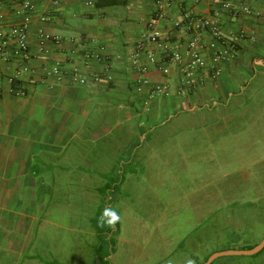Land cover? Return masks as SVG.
Returning <instances> with one entry per match:
<instances>
[{
    "label": "rangeland",
    "instance_id": "1",
    "mask_svg": "<svg viewBox=\"0 0 264 264\" xmlns=\"http://www.w3.org/2000/svg\"><path fill=\"white\" fill-rule=\"evenodd\" d=\"M150 114L97 135L80 131L60 106L38 120L55 121L63 156L54 180L37 191L42 213L22 264H94L98 257L108 264H204L264 240V75L216 105H185L141 124ZM33 131L34 138L43 133ZM121 134L127 138L118 142ZM19 152L0 151V170L3 162L12 168ZM35 164L42 166L38 158ZM17 187L13 200L0 203L14 221L25 210ZM108 205L122 216L114 230L97 223ZM212 264H264V250Z\"/></svg>",
    "mask_w": 264,
    "mask_h": 264
},
{
    "label": "crops",
    "instance_id": "2",
    "mask_svg": "<svg viewBox=\"0 0 264 264\" xmlns=\"http://www.w3.org/2000/svg\"><path fill=\"white\" fill-rule=\"evenodd\" d=\"M31 1L34 4L31 30L34 55L38 53L39 30L65 38L81 39L84 50L103 49V55L113 66L115 83L81 87L46 79L43 75L45 67L55 58H62V55L54 54L48 58L38 56L31 63L38 71L23 77L18 89L24 90L26 95L18 96L12 91L9 79L17 73L19 63L15 59L0 60V151H20L12 168L3 162L0 180L7 190H0V203L13 200L10 191L18 189L19 184L23 189L21 195L24 194L19 203L25 204L23 214H17L22 219L17 218L16 221L13 220V212L0 207V262L4 261V257L8 261L10 255H16L7 264H22L26 259L25 253H29L32 245L35 222L42 213V201L37 191L50 185L54 180L52 172L57 170L62 161V136L60 131L56 132L55 121L45 123V119L41 122L38 120L60 106L80 131L88 129L91 133L89 135H97L100 130L108 129L112 124L120 125L131 122L134 117H141L148 100V88L139 87L131 56L141 37L151 33L149 25L157 9V0H61L58 5H54L51 0ZM173 1L171 17L160 19L154 28L162 35L171 37L172 45L178 46L181 51H184L186 42L184 28L178 26L182 22L179 15V8L182 7L200 17L211 19L228 39L243 33L255 37V40L244 41L235 59L219 64L222 72L218 79L211 76V68L216 63L213 51L206 45L203 53L208 69L200 74L197 90L183 86L181 67L171 66V74L168 76L155 69L151 70L146 75L151 85L168 87L171 96L154 103L150 116L141 124L150 123L168 111L185 105L208 106L211 102L216 105L224 96L227 99L237 92H243L258 74L264 75V0H249L247 3L252 9V16L239 19L231 17L224 8L227 2L238 7V0ZM1 7L7 24L19 21L13 13L12 0H2ZM45 17L46 21H43ZM211 40V37H207L206 42ZM102 66V63L92 61L90 67L100 70ZM40 112L42 115L36 117ZM39 129L43 133L34 138L37 133L33 130ZM26 133L28 137L22 138L23 143L12 145L9 142L11 139L19 140ZM119 137L117 140L121 142V138L125 140L127 135L121 134ZM36 158L42 166L35 164ZM16 167L20 168L17 170Z\"/></svg>",
    "mask_w": 264,
    "mask_h": 264
},
{
    "label": "built area",
    "instance_id": "3",
    "mask_svg": "<svg viewBox=\"0 0 264 264\" xmlns=\"http://www.w3.org/2000/svg\"><path fill=\"white\" fill-rule=\"evenodd\" d=\"M13 13L18 22L7 24L6 16L2 12L0 0V28H2V42L0 44V60L15 59L19 63L17 73L9 79L12 91L18 96H25L24 90H19V83L25 75L37 73V68L32 66V61L38 57H50L54 54L62 55L55 58L51 64L45 67L44 77L56 82L68 83L86 87L89 85H113L115 76L113 66L103 55V49L99 51H87L83 49V41L78 38H65L46 33L43 30L37 32L38 53L33 54L31 47V30L34 4L31 0H12ZM58 5L61 0H51ZM249 0H238L239 6L227 2L224 5L227 13L233 18L252 16L253 12ZM173 0H157L155 18L150 23L151 33L141 37L137 42L136 51L131 56V65L137 72L140 88H148V100L144 105V112H151L156 102L168 99L171 96L168 87H155L146 76L151 70L160 71L163 75L171 74V66L181 67L183 73V86L197 90L200 74L208 69L207 59L203 53L206 45L213 51L216 65L211 68L213 79L221 75L220 63L228 62L238 56L241 44L247 40H255V37L239 34L230 39L226 37L217 24L211 19L200 17L191 10L179 8L183 27L186 34L185 49L181 51L176 45H172L171 37L164 36L154 28L157 22L163 18H170L173 9ZM46 21V17L42 19ZM211 37L210 42H206ZM102 63V69L93 70L91 62Z\"/></svg>",
    "mask_w": 264,
    "mask_h": 264
},
{
    "label": "clouds",
    "instance_id": "4",
    "mask_svg": "<svg viewBox=\"0 0 264 264\" xmlns=\"http://www.w3.org/2000/svg\"><path fill=\"white\" fill-rule=\"evenodd\" d=\"M122 220L121 214L111 205L106 206L100 216L97 218L98 226L107 227L109 229H115L116 225ZM171 264V262H169ZM186 264H194V261L188 259Z\"/></svg>",
    "mask_w": 264,
    "mask_h": 264
},
{
    "label": "water",
    "instance_id": "5",
    "mask_svg": "<svg viewBox=\"0 0 264 264\" xmlns=\"http://www.w3.org/2000/svg\"><path fill=\"white\" fill-rule=\"evenodd\" d=\"M264 250V240L255 248L248 251H226L215 254L205 264H212L216 259L225 256H255Z\"/></svg>",
    "mask_w": 264,
    "mask_h": 264
},
{
    "label": "trees",
    "instance_id": "6",
    "mask_svg": "<svg viewBox=\"0 0 264 264\" xmlns=\"http://www.w3.org/2000/svg\"><path fill=\"white\" fill-rule=\"evenodd\" d=\"M98 6H100V4H98ZM101 6H102V4H101ZM253 248H254V247L250 248L249 250H251V249H253ZM99 251H100V249H99ZM99 251H98V253H99ZM206 261H207V260H206ZM94 264H108V262H107V263H104L103 261H101L100 257H98V258L95 259Z\"/></svg>",
    "mask_w": 264,
    "mask_h": 264
}]
</instances>
